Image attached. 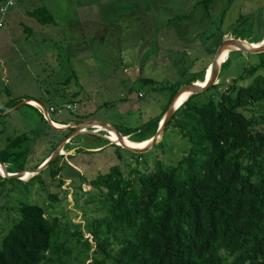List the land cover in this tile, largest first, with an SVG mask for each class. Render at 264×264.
<instances>
[{
  "label": "rangeland",
  "instance_id": "obj_1",
  "mask_svg": "<svg viewBox=\"0 0 264 264\" xmlns=\"http://www.w3.org/2000/svg\"><path fill=\"white\" fill-rule=\"evenodd\" d=\"M199 1L9 0L15 5L5 15L0 14V110L9 102L29 97L43 108L73 102L78 107L74 113L49 116L51 122L43 118L35 102L1 112L0 150L18 134L33 137L40 132L20 147L25 154L17 161L24 164V170H33L80 123L95 120L113 127L140 129L149 120L161 117L171 95L168 86L176 87L190 75L208 71L223 41L243 33L237 40L246 46L263 43L264 0H214L208 9ZM37 6L46 8L52 24L40 25L27 13ZM233 52L236 50L225 52L220 65L228 59L230 63L224 69L219 65L215 86L202 95L204 98L212 95L217 99L234 78L262 57ZM253 77L251 74L237 84H248ZM241 110L249 117L260 116L264 101ZM53 122L63 129L54 127ZM91 129L96 133L78 134L66 142L56 163L29 183L26 181L33 174L22 178L24 182L0 179V240L17 220L18 203L27 200L24 202L42 206L47 219L61 221L67 228L63 239L73 241L70 233L75 231L74 225H79L84 239L92 244L91 253L94 241L87 232L88 224L105 214L104 190L91 180L112 165L134 178L129 169L145 172L144 166L150 170L154 160L173 163L188 148L177 127L169 124L162 139L158 138L161 145L143 153L140 160L137 154L106 143L108 131ZM134 137L126 139L133 142ZM95 146L99 148L89 149ZM8 161L3 164L5 170L12 163ZM56 169L58 175L53 177L51 172ZM82 248L75 245L69 258L72 263Z\"/></svg>",
  "mask_w": 264,
  "mask_h": 264
},
{
  "label": "trees",
  "instance_id": "obj_2",
  "mask_svg": "<svg viewBox=\"0 0 264 264\" xmlns=\"http://www.w3.org/2000/svg\"><path fill=\"white\" fill-rule=\"evenodd\" d=\"M6 2L0 0V4ZM213 2L199 1L205 9ZM28 13L42 25L53 23L44 6ZM234 38L242 39L243 33ZM258 55L262 56L260 61L234 78L217 99L202 96L214 88L212 85L203 93L189 96L173 112L164 132L173 124L188 143L181 158L166 165L154 160L150 170L144 166L145 172L129 169L134 178L112 165L91 180L105 193L104 216L88 224L87 232L94 241L91 253L92 244L84 239L79 225H74L75 231L70 233L73 241L63 239L67 228L61 221L47 219L42 206L22 200L17 220L0 240V264H264V111L249 117L241 110L264 101V53ZM229 63L228 59L220 68ZM251 74V82L237 84ZM204 75L202 70L176 87L168 86L171 95L161 117L149 120L140 129L115 126V130L122 137L134 135L132 141L136 143L149 139L175 92L184 85L203 82ZM21 100L7 103L0 113ZM27 100L34 101L30 97ZM39 133L33 137L21 133L8 140L0 150V163L12 162L7 173L24 170V164L17 162L25 154L20 147ZM156 145L161 143L153 148ZM142 155L137 154V158L143 159ZM58 172L53 170L51 175L55 177ZM76 244L83 248L73 256L72 263L69 258Z\"/></svg>",
  "mask_w": 264,
  "mask_h": 264
},
{
  "label": "water",
  "instance_id": "obj_3",
  "mask_svg": "<svg viewBox=\"0 0 264 264\" xmlns=\"http://www.w3.org/2000/svg\"><path fill=\"white\" fill-rule=\"evenodd\" d=\"M240 40L237 39H227L225 41H223L218 48L215 51V54L213 56L212 62L209 65V69H210V74H209V78L206 79V75H204V84L203 86H199L198 82H195L193 84H187L182 86L180 89H178L174 96L172 97L166 111L165 114L163 116V121L160 124V126L158 127V129L156 130L155 134L153 135V137L145 140L147 141L145 144V146L141 147V148H136V147H132V146H127L125 144H121L118 145L121 148L135 153V154H143L147 151H149L155 144H157L158 142V138L162 137L163 131H164V127L166 122L170 119L171 115L173 114V112L176 110V107H174V102L176 100L177 97H179V95H181L182 93H187L188 97L191 95H196V94H200L205 92L209 87H211L212 85H214L218 73H219V65L222 63V61L220 62V58L222 57L223 53L229 51V50H236V51H242V52H247V53H253V54H259L264 52V42L262 44H260L259 46H255V47H250V46H245L243 44L239 43ZM187 97V99H188ZM186 99V100H187ZM185 100V101H186ZM184 101V102H185ZM23 103H29V100L24 99L21 102H19L18 104H23ZM39 106L43 107L42 105H40L38 102H36ZM94 126H99L100 128H103V130H106L108 132H113L116 135V139H118V141L121 139V135L115 130V128L113 126H110L106 123H103V121H95V120H91L89 122H84V123H80L78 125H76L72 132L65 136L58 144L57 148L55 149V151L53 152V154L46 160V162L41 165L38 168H35L33 170H22V171H18L17 173H7L3 164L0 163L2 169H3V173L0 174V176L3 179H20L23 180L21 178V175L23 172L28 171L30 173H33V176L38 175L42 170H44L45 168H47V166L55 160L56 157H58L60 154L61 149L63 148V146L65 145L66 142H68L73 136L78 135V134H85V133H96V130H92L91 128H95ZM66 128V127H64ZM61 129V128H60ZM85 129H91V130H85ZM105 138V137H103ZM107 139V138H105ZM107 141H109L110 143H113L112 141H110L109 139H107ZM114 144V143H113ZM117 145V144H115Z\"/></svg>",
  "mask_w": 264,
  "mask_h": 264
},
{
  "label": "bare ground",
  "instance_id": "obj_4",
  "mask_svg": "<svg viewBox=\"0 0 264 264\" xmlns=\"http://www.w3.org/2000/svg\"><path fill=\"white\" fill-rule=\"evenodd\" d=\"M239 43L245 45V43L243 41H241V40L239 41ZM253 46H256V45H253ZM225 54L226 53H223L222 57L220 58V62L225 58ZM209 74H210V70L208 69V71L206 72V79L209 78ZM198 84H199V86H203L204 81L203 82H198ZM187 97H188V94L187 93H182L181 95H179V97H177L176 100H175V102H174V107L177 108V107L181 106L183 104V102L187 99ZM33 102H35V101H30L29 100V103L32 104V105H34ZM162 121H163V119H162ZM162 121H161V123H162ZM53 126L56 127L57 129L63 128L62 126H60V127L55 126L54 122H53ZM94 127L95 128H100L99 126H94ZM107 134H108V137H106V138L109 139L110 141H112L114 144H117V145L125 144L127 146L141 148V147L145 146V144H147L146 143L147 141L142 142V144L134 143V142H129L126 139V137H121V139L118 141V139H116V135L113 132H107ZM110 137L113 140L110 139ZM0 168L2 169L1 165H0ZM2 173H3L2 170H0V174H2ZM25 173H29V172L28 171L27 172H23L22 175H21V178L26 179L27 177H29V176H31L33 174V173H29V174H25Z\"/></svg>",
  "mask_w": 264,
  "mask_h": 264
},
{
  "label": "built area",
  "instance_id": "obj_5",
  "mask_svg": "<svg viewBox=\"0 0 264 264\" xmlns=\"http://www.w3.org/2000/svg\"><path fill=\"white\" fill-rule=\"evenodd\" d=\"M14 6V3L12 2H6L4 3L1 7H0V14L1 15H5L7 12V9L9 7ZM35 107H37V109L40 111V113L42 114L43 118L48 121L51 122L49 120V116L51 115H62L65 113H74L77 110L78 104L76 102L73 103H69V104H65L63 106H49L47 108H43L39 105H36Z\"/></svg>",
  "mask_w": 264,
  "mask_h": 264
},
{
  "label": "crops",
  "instance_id": "obj_6",
  "mask_svg": "<svg viewBox=\"0 0 264 264\" xmlns=\"http://www.w3.org/2000/svg\"><path fill=\"white\" fill-rule=\"evenodd\" d=\"M7 1H9V0H7ZM14 5H15V3H14ZM12 7H13V6H12ZM37 7H39V6H37ZM37 7H34V8H37ZM10 8H11V7H10ZM34 8H32V9H34ZM8 9H9V8H8ZM8 9H7V10H8ZM32 9H31V10H32ZM29 11H30V10H27V13H28ZM40 25H41V24H40ZM23 28H24V27H23ZM27 28H28V27H27ZM27 28L25 27L24 30H25V31H28ZM60 125H61V124H60ZM61 126H62V125H61ZM61 129H63V128H61ZM91 149H93V148H91ZM91 149H90V150H91ZM71 151H72V150H71ZM69 164L72 165L71 163H69ZM72 166H73V165H72ZM73 167H75V166H73Z\"/></svg>",
  "mask_w": 264,
  "mask_h": 264
},
{
  "label": "clouds",
  "instance_id": "obj_7",
  "mask_svg": "<svg viewBox=\"0 0 264 264\" xmlns=\"http://www.w3.org/2000/svg\"><path fill=\"white\" fill-rule=\"evenodd\" d=\"M206 72V71H205Z\"/></svg>",
  "mask_w": 264,
  "mask_h": 264
}]
</instances>
